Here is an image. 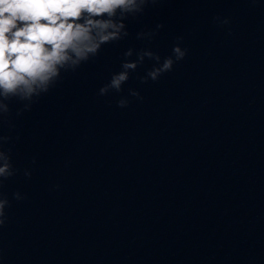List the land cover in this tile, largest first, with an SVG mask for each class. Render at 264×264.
<instances>
[{"label": "water", "instance_id": "95a60500", "mask_svg": "<svg viewBox=\"0 0 264 264\" xmlns=\"http://www.w3.org/2000/svg\"><path fill=\"white\" fill-rule=\"evenodd\" d=\"M127 26L64 73L2 264H264V0H160ZM177 43L171 72L141 83L145 59L99 95L129 48Z\"/></svg>", "mask_w": 264, "mask_h": 264}, {"label": "clouds", "instance_id": "9594fccd", "mask_svg": "<svg viewBox=\"0 0 264 264\" xmlns=\"http://www.w3.org/2000/svg\"><path fill=\"white\" fill-rule=\"evenodd\" d=\"M159 3L160 0H0V122L7 120L13 101L22 105L17 116L30 111L33 103L46 95L64 73L75 72L98 57L105 45L127 38V21ZM216 19L223 25L229 23L226 18ZM162 28V24H157L153 30L138 32L136 38L151 40ZM186 55L187 49L179 43L163 61L149 49L129 48L123 53L120 71L111 75L99 95L121 92L130 73L145 59L154 65L141 83L157 81ZM128 94L140 98L135 90L130 89ZM127 104V99H121L118 107L125 108ZM10 139L0 135V187L15 175L10 151L4 148ZM24 175L30 177L31 172L25 170ZM14 198L23 199L19 192ZM8 206V199L0 193V228L5 225Z\"/></svg>", "mask_w": 264, "mask_h": 264}]
</instances>
